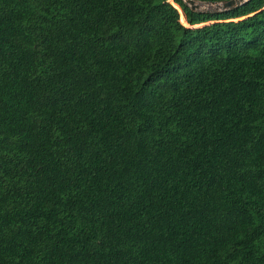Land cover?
I'll use <instances>...</instances> for the list:
<instances>
[{"label":"trees","instance_id":"16d2710c","mask_svg":"<svg viewBox=\"0 0 264 264\" xmlns=\"http://www.w3.org/2000/svg\"><path fill=\"white\" fill-rule=\"evenodd\" d=\"M0 264H264V0H0Z\"/></svg>","mask_w":264,"mask_h":264},{"label":"water","instance_id":"95a60500","mask_svg":"<svg viewBox=\"0 0 264 264\" xmlns=\"http://www.w3.org/2000/svg\"><path fill=\"white\" fill-rule=\"evenodd\" d=\"M182 1L191 10H203V9H199L198 8L197 0H182ZM246 1H248V0H225V1H222V2H209V3L213 4L215 9L222 10V9H227V8L239 5V4L244 3ZM203 3H207V2H203ZM172 5L176 8V6L174 4H172Z\"/></svg>","mask_w":264,"mask_h":264},{"label":"rangeland","instance_id":"374dc122","mask_svg":"<svg viewBox=\"0 0 264 264\" xmlns=\"http://www.w3.org/2000/svg\"><path fill=\"white\" fill-rule=\"evenodd\" d=\"M197 4H198V8L199 9H210V10H212V9H215L214 8V5L213 4H210V3H203V2H201V1H197ZM176 8H177V10H178V12H179V21L182 23V24H184V25H186V22H182V20L180 19V16H182L181 15V12H180V10H179V8L176 6ZM183 17V16H182ZM184 19V18H183Z\"/></svg>","mask_w":264,"mask_h":264}]
</instances>
